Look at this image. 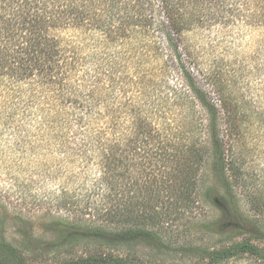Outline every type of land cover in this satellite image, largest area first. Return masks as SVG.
I'll return each instance as SVG.
<instances>
[{
    "label": "trees",
    "instance_id": "16d2710c",
    "mask_svg": "<svg viewBox=\"0 0 264 264\" xmlns=\"http://www.w3.org/2000/svg\"><path fill=\"white\" fill-rule=\"evenodd\" d=\"M144 2L0 0V137L24 151L36 140L91 144L90 208L99 214L52 216L53 238L26 235L21 244L0 230V264H264V223L255 215L261 197L246 177L241 144L264 103L238 90L236 72L226 78L236 69L220 52L198 50L184 33L224 26L251 1ZM254 2L258 21L264 0ZM85 25L84 37L56 33ZM127 159L160 162L170 178L161 171L162 180L132 185ZM204 166L211 178L204 200L217 212L204 222L219 236L213 245L170 237L162 217L177 203L189 212ZM161 192L175 202L154 211Z\"/></svg>",
    "mask_w": 264,
    "mask_h": 264
},
{
    "label": "rangeland",
    "instance_id": "374dc122",
    "mask_svg": "<svg viewBox=\"0 0 264 264\" xmlns=\"http://www.w3.org/2000/svg\"><path fill=\"white\" fill-rule=\"evenodd\" d=\"M139 1L143 6H147L144 0V3ZM249 1H251V9L240 10L247 14L246 18L242 17L243 12H236L233 17L229 16L231 19L224 26L214 25L210 30L205 31L201 27L184 33L189 41L196 43L198 50L206 53L212 51L216 54L220 52L226 64L227 62L229 64L227 68L236 69L226 78H232L233 73L236 72L238 90L254 98L260 96L261 103H264V17L258 21L252 18L257 7H253L256 3L254 0ZM48 5L51 7L49 1ZM84 28L89 31L87 29L89 26L85 25L79 28V31L60 28L56 33L64 40L76 39L77 35L84 37L83 33L86 32ZM245 130L247 135L242 138L241 144L245 147L243 156L247 166L246 177L258 187L261 199L257 203L260 212H256L255 215L264 223V116L256 123H248V128ZM155 140L149 147L156 149ZM27 145L29 148L24 151L15 139L6 135L0 137V230L5 239L21 244L26 235L41 239L53 238L52 216L70 217L79 221L97 219L99 214L94 215V211L90 208L93 204L92 199L95 198L93 195L96 177L93 163L95 160L86 150L92 145L71 143L67 146L65 142L47 143L38 140ZM68 147H74L73 149L77 150L76 154L71 155L72 149ZM125 162L130 165L125 178L132 185L137 181L136 183L141 186L148 177H161L160 172L163 169H159L160 162L154 165L139 159H127ZM204 169L205 166L198 173L200 188L191 194L193 204L189 212L177 203L166 208L168 213L162 217L170 222L166 229L170 237L178 235L180 238H191L203 244L213 245L219 240V236L208 233L204 222L205 219L217 215V212L204 200L203 191L211 182L207 170ZM162 172L164 179L170 178L164 171ZM162 178L163 176L161 180ZM141 193H144V189ZM59 196H62L60 202ZM160 197L162 200H154L152 203V210H165L169 202H175V197L166 201L162 192ZM145 252L138 250L137 253L145 256ZM225 264H257V262L239 259Z\"/></svg>",
    "mask_w": 264,
    "mask_h": 264
}]
</instances>
